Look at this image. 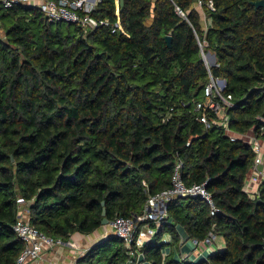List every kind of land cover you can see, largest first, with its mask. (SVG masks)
I'll return each instance as SVG.
<instances>
[{
	"label": "trees",
	"instance_id": "1",
	"mask_svg": "<svg viewBox=\"0 0 264 264\" xmlns=\"http://www.w3.org/2000/svg\"><path fill=\"white\" fill-rule=\"evenodd\" d=\"M206 1V29L195 0H124L118 17L115 0H102L95 16L117 19L114 32L51 23L27 4L0 8V264H15L23 248L12 230L19 206L39 231L68 242L102 227V202L108 221L141 215L148 197L170 186L178 160L185 184L206 181L218 211L198 197L170 200L144 258L173 263L162 236L176 244L182 228L192 240L212 232L225 241L186 264H264V180L255 195L244 190L254 152L244 136L199 119L219 115L194 110L209 78H223L230 130H258L264 9L212 0L211 10ZM129 251L107 233L76 264H134Z\"/></svg>",
	"mask_w": 264,
	"mask_h": 264
},
{
	"label": "built area",
	"instance_id": "2",
	"mask_svg": "<svg viewBox=\"0 0 264 264\" xmlns=\"http://www.w3.org/2000/svg\"><path fill=\"white\" fill-rule=\"evenodd\" d=\"M102 0H0V8H10L15 4H27L38 8L46 20L51 23L66 22L74 24L84 31L93 30L101 27H108L113 32L120 29V23L117 19H109L95 16V12ZM203 0H195V7H203ZM205 5L211 10L214 9L212 0H207ZM119 0H115L114 14L119 16ZM175 11L183 15L182 10L176 6ZM203 58H206L203 54ZM223 78H209L204 86L203 92L206 102L196 101L194 110L200 112L204 108L208 112L219 115V118L208 117L205 113L201 114L199 119L207 128L217 125L223 128L225 133L231 139L236 137H245L254 152V161L251 172L257 173L256 166L262 162L260 156V135L264 133V117H259L258 130L251 135H238L230 130L229 117L224 112L226 107H231L232 103L223 95ZM182 162L178 160L175 164L171 175V184L168 188L163 189L150 195L145 203L144 212L141 215L132 217L115 216L109 221L108 226L115 236L119 237L127 248L130 249V255L136 258L142 255L141 248L151 240L158 231L161 223L167 219L165 210L166 204L178 197H198L210 210V214L218 211L211 193L206 189L205 182L185 184L181 178ZM246 191V189H244ZM22 203V200H20ZM27 208L19 206V215L12 225V230L16 237L22 242L23 248L18 254L15 264H29L38 260L47 252L60 247L64 242L59 238L50 237L39 231L32 225L27 218ZM214 233L210 232L207 241L214 238ZM195 243L198 241L194 240ZM80 251L70 264H76V259L83 253ZM177 264V263H168Z\"/></svg>",
	"mask_w": 264,
	"mask_h": 264
},
{
	"label": "crops",
	"instance_id": "3",
	"mask_svg": "<svg viewBox=\"0 0 264 264\" xmlns=\"http://www.w3.org/2000/svg\"><path fill=\"white\" fill-rule=\"evenodd\" d=\"M198 12L200 14L202 28L206 29L210 24V20L207 19L202 9H198ZM251 134H253L252 131H250L248 135ZM259 144L262 162L256 166L257 173L250 172V174H248L244 185V189H246V192L250 195H255L258 192L259 184L264 180V137L259 138ZM107 233H111L108 225L102 226L91 235L75 233L68 242H64L63 245L54 250L45 252L40 259L32 261L29 264H70L80 251L85 250L90 244L105 237ZM178 234L179 241L176 244L169 243L171 240L169 233L165 232L162 236V241L166 243L162 250V255L164 258L169 255L167 259L173 261V263H198L202 260H207L210 254L222 250L225 247V241L221 235L215 234L214 238L210 241L204 239L195 243L194 240L188 237L182 228H178ZM135 264L167 263L165 260L159 263H153L151 260L144 258L143 255H140L136 258Z\"/></svg>",
	"mask_w": 264,
	"mask_h": 264
},
{
	"label": "water",
	"instance_id": "4",
	"mask_svg": "<svg viewBox=\"0 0 264 264\" xmlns=\"http://www.w3.org/2000/svg\"><path fill=\"white\" fill-rule=\"evenodd\" d=\"M124 3V0H119V6L121 7ZM251 3L255 6V7H262L264 9V0H255V1H251ZM165 40H166V44L167 45H170V42H171V36L170 35H167L165 36ZM205 56H206V59H204L205 63L207 64V66H211V65H214L215 62H216V59H215V55L214 53H210L209 51L205 53ZM224 80V86L223 88L226 86V81L225 79ZM102 205H103V208H102V220H101V223H102V226H105V225H108L109 221L108 219L105 217L106 215V210H105V207H104V202H102Z\"/></svg>",
	"mask_w": 264,
	"mask_h": 264
},
{
	"label": "rangeland",
	"instance_id": "5",
	"mask_svg": "<svg viewBox=\"0 0 264 264\" xmlns=\"http://www.w3.org/2000/svg\"><path fill=\"white\" fill-rule=\"evenodd\" d=\"M197 8H198V7H197ZM198 9H201V8H198ZM63 25H65V26H66V25H67V23H66V22H63ZM205 59H206V58H205ZM105 226H106V225H105Z\"/></svg>",
	"mask_w": 264,
	"mask_h": 264
}]
</instances>
